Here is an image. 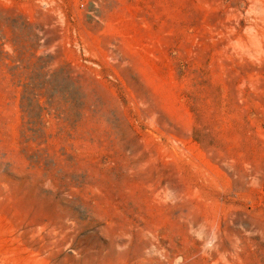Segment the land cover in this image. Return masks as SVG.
<instances>
[{"label":"rangeland","instance_id":"1","mask_svg":"<svg viewBox=\"0 0 264 264\" xmlns=\"http://www.w3.org/2000/svg\"><path fill=\"white\" fill-rule=\"evenodd\" d=\"M0 264H264V0H0Z\"/></svg>","mask_w":264,"mask_h":264}]
</instances>
